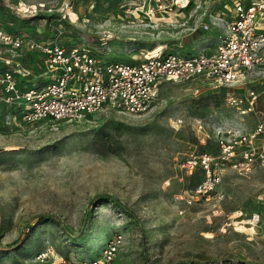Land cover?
Here are the masks:
<instances>
[{
  "label": "rangeland",
  "instance_id": "obj_1",
  "mask_svg": "<svg viewBox=\"0 0 264 264\" xmlns=\"http://www.w3.org/2000/svg\"><path fill=\"white\" fill-rule=\"evenodd\" d=\"M25 1L20 3L24 11L31 2L45 3L46 9L20 13L18 0H0V27L44 41L60 27L65 45L83 44L104 59L125 62L166 46L183 54L215 47L234 3ZM67 2L73 8L64 19ZM7 57L13 68L29 72L30 84L48 80L40 52L0 44V72L8 68ZM253 88L263 90L264 79ZM232 91L195 81L165 82L144 115L105 108L79 121L15 122L8 108H0V264H51L36 258L50 249L57 259L98 258L116 232L124 240L114 264H264V167L246 176L225 167L215 189L224 193L222 200L177 198L203 178L201 171L183 177V159L192 152L218 153L214 127L234 115L225 100ZM177 118L182 124H173ZM197 119L211 133L206 143L194 128ZM252 212H259L261 221L248 228L241 219Z\"/></svg>",
  "mask_w": 264,
  "mask_h": 264
},
{
  "label": "built area",
  "instance_id": "obj_2",
  "mask_svg": "<svg viewBox=\"0 0 264 264\" xmlns=\"http://www.w3.org/2000/svg\"><path fill=\"white\" fill-rule=\"evenodd\" d=\"M21 2L26 1L18 0L15 6L20 13L38 14L46 9L45 3L31 2L28 4L32 8L24 11ZM176 3L183 5L184 1ZM69 4L73 8L66 3L64 19ZM221 23L224 32L213 48L190 54L169 50L167 46L158 51L149 49L137 62L107 60L83 44L65 45L60 41V27H56L50 41L0 27V44L13 50L41 53L43 78L48 79L30 84L29 72L13 68L15 62L4 58L8 68L0 72V108H8L15 122L26 123L46 119L79 121L105 108L141 116L153 107L165 82L195 81L203 88L219 91L233 88L225 100L235 113L230 120H222L214 127L218 153L192 152L180 164L183 177L201 171L203 178L191 192L180 193L177 198L188 203L212 197L222 200L224 193L215 189L225 167L244 176L264 167V89L253 88L256 81L264 79V0H234L232 17ZM209 26L204 24L205 28ZM182 122V118L173 120L174 125ZM194 128L202 143L211 137L201 119L195 120ZM241 216L239 212L238 217ZM241 221L248 228H255L261 214L252 212ZM123 240L121 232L114 233L101 257L94 259H57L52 249L39 251L36 258L40 262L52 261L51 264H114Z\"/></svg>",
  "mask_w": 264,
  "mask_h": 264
},
{
  "label": "trees",
  "instance_id": "obj_3",
  "mask_svg": "<svg viewBox=\"0 0 264 264\" xmlns=\"http://www.w3.org/2000/svg\"><path fill=\"white\" fill-rule=\"evenodd\" d=\"M124 209H125V212H126L127 214L131 215L132 217L137 218V217H136V214H135L131 209L127 208L126 206H125ZM45 215H46V214H40L39 216H40V217H44ZM46 216L49 217L50 219L56 221V222H60V220H59L55 215L48 214V215H46ZM219 262H221V261H219ZM219 262H213V263H202V264H217V263H219ZM237 262H238L239 264H250L249 262L244 261V260H238Z\"/></svg>",
  "mask_w": 264,
  "mask_h": 264
},
{
  "label": "bare ground",
  "instance_id": "obj_4",
  "mask_svg": "<svg viewBox=\"0 0 264 264\" xmlns=\"http://www.w3.org/2000/svg\"><path fill=\"white\" fill-rule=\"evenodd\" d=\"M30 8H32V7L28 6V9H30ZM28 9H27V10H28ZM70 9H72V7H71L70 4H69L68 8L66 9V13H65L66 18H67V16H68V11H69ZM160 49H162V48H156V49H154V51H158V50H160Z\"/></svg>",
  "mask_w": 264,
  "mask_h": 264
}]
</instances>
